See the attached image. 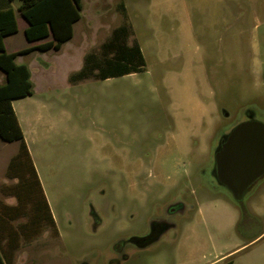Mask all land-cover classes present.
Instances as JSON below:
<instances>
[{"label":"rangeland","instance_id":"rangeland-1","mask_svg":"<svg viewBox=\"0 0 264 264\" xmlns=\"http://www.w3.org/2000/svg\"><path fill=\"white\" fill-rule=\"evenodd\" d=\"M120 27L144 69L71 83L86 56L110 57L103 46ZM74 30L60 52L21 56L36 103L19 112L26 130L28 112L40 118L27 135L58 235L33 184L46 225L22 227L26 203L5 229L25 241L2 250L14 264H264V176L238 202L213 173L237 125L264 123V0H83ZM13 41L34 45L23 31ZM18 150L0 140V180ZM5 176L17 200L20 177ZM165 221L159 240L131 243Z\"/></svg>","mask_w":264,"mask_h":264},{"label":"trees","instance_id":"trees-1","mask_svg":"<svg viewBox=\"0 0 264 264\" xmlns=\"http://www.w3.org/2000/svg\"><path fill=\"white\" fill-rule=\"evenodd\" d=\"M11 1L13 0H6L4 9L0 10V70L6 76V81L0 84V140L8 143L19 142V150L12 157L6 174L8 178L18 176L20 179L16 186L19 190L13 192L16 194L17 204L5 206L7 211L2 212L7 216V221L23 216L22 209L31 202L33 184H36L42 193L43 207L49 213V219L46 220L50 221L49 225L55 235H58L39 177L29 155L23 130L12 106V100L34 93L31 69L27 64L17 63L16 60L18 56L34 51H59L62 45L74 36V25L82 17L83 0H18L20 2L18 11L29 24L25 29L26 39L29 42L48 40L17 52L8 53L5 49L4 38L18 31L15 9L9 3ZM127 35V27L116 29L112 39L103 46L105 54L108 53L110 57L103 55L101 60L96 54L86 56L82 68L72 73L68 77L69 81L78 83L90 78L106 79L141 72L144 69L145 61L140 45L137 42L128 45L126 43ZM8 189H13V187ZM8 189L3 190L7 195ZM31 208L32 214L28 217V221L22 225L29 233L43 222L42 218H39V211L34 210L33 203ZM25 232L24 230L23 233ZM2 240V236H0V264H12L8 252L5 249L2 250Z\"/></svg>","mask_w":264,"mask_h":264},{"label":"water","instance_id":"water-1","mask_svg":"<svg viewBox=\"0 0 264 264\" xmlns=\"http://www.w3.org/2000/svg\"><path fill=\"white\" fill-rule=\"evenodd\" d=\"M214 170L218 183L241 202L264 175V123L249 120L237 125L216 151Z\"/></svg>","mask_w":264,"mask_h":264},{"label":"crops","instance_id":"crops-1","mask_svg":"<svg viewBox=\"0 0 264 264\" xmlns=\"http://www.w3.org/2000/svg\"><path fill=\"white\" fill-rule=\"evenodd\" d=\"M18 0H13V1H11V2H9L10 3V5L15 9V14H16V20H17V24H18V31L15 33V34H12V35H8V36H6L5 38H4V45H5V49H6V51L8 52V53H12V52H17V51H19V50H21L20 48H17L16 46H15V43H14V41H13V38L20 32V31H23V33H24V35H25V29L28 27V22L23 18V16L21 15V13L18 11V6H19V4H20V2H18V4H16V2H17ZM5 4H6V0H0V10H2V9H4V6H5ZM235 10L236 11H238V9H237V6H236V8H235ZM81 20V19H80ZM79 20V21H80ZM78 21V22H79ZM77 22V23H78ZM21 23H22V26H21ZM77 23H75V25L77 24ZM75 25H74V29H75ZM75 31V30H74ZM26 38V37H25ZM49 39H51V38H49ZM27 40V39H26ZM48 39H41V40H36V41H32V42H29L28 40H27V42H28V44H30V43H34V45H37V44H40V43H42V42H45V41H47ZM72 40V39H71ZM70 40V41H71ZM69 42V41H68ZM68 42H66V43H68ZM65 43V44H66ZM65 44H63L62 45V47H61V49L59 50V51H53V50H49V51H46V52H40V51H34V52H40V53H47V52H60L61 50H62V48H63V46L65 45ZM31 46H33V45H31ZM28 47H30V46H28ZM27 48V47H26ZM22 49H25V48H22ZM31 53H33V52H31ZM31 53H29V54H31ZM26 55H28V54H26ZM23 56H25V55H23ZM23 60H24V57H22L21 58V56H18L17 57V63H24L23 62ZM28 65V64H27ZM29 66V65H28ZM30 68V67H29ZM69 77V76H68ZM6 81V76H5V74L0 70V84H3L4 82ZM34 83V82H33ZM34 94H35V84H34V93H33V95H30V96H26V97H23V98H19V99H14V100H12V106H13V109H14V111H15V113H16V115H17V117H18V120H19V123H20V125H21V128H22V130H23V133H24V138H25V142H26V144H27V148H28V151H29V155H30V157H31V160H32V162H33V165H34V167H35V162H34V160H33V155H32V150H31V146H30V143H29V140H28V135L27 134H31L32 135V132L30 133V131L31 130H33L32 128H33V126H39V124H40V118H38L36 115H32L31 116V114H30V112H28L27 113V130L25 129V126H24V124H23V119H25V114H24V112L21 114L20 112H19V110L20 111H22L21 110V103H19V102H22V101H26V100H28V104H35L36 102L32 99L33 97H34ZM39 106H44V104H42V103H40V102H38L37 103ZM19 106V107H18ZM33 123V124H32ZM33 132H34V130H33ZM17 153H15L14 155H16ZM13 155V156H14ZM12 156V157H13ZM12 157L10 158V160H9V163H10V161H11V159H12ZM9 163H8V165H9ZM7 168H8V166H7ZM35 170H36V167H35ZM6 172H7V169H6V171H5V174H4V177L0 180V236H2V241H3V243H4V241H6L7 240V243H8V245L10 244V245H17V244H19L20 242H22V241H25L23 238H22V235L21 236H19V237H17V236H15V240H13L12 238H11V240L9 239V237H8V235H7V237H6V230H4V229H6V227L7 226H9V224L10 223H13V222H11V221H7L6 220V218H7V216L3 213L4 212V210H6L7 211V208L5 207V206H15L16 204H17V200H16V198L14 197V196H9V195H3V189H2V184H4V183H6V181L5 180H8L7 178H6ZM36 172H37V170H36ZM37 175H38V173H37ZM38 177H39V175H38ZM39 180H40V183H41V187H42V189H43V186H42V181H41V179H40V177H39ZM43 192H45L44 191V189H43ZM44 196H45V199H46V201H47V203H48V206H49V210H50V212H51V205H50V202H49V199L47 198V196H46V194L44 193ZM3 211V212H2ZM51 215H52V213H51ZM52 217H53V219H54V222H55V225H56V221H55V218H54V216L52 215ZM19 223H20V221H18ZM27 222V221H26ZM46 224H44V222H41L36 228H40V227H44ZM29 233V232H28ZM28 240V242L27 243H32V242H35L36 240H37V238L38 237H36V235H34V233L32 232V234L31 235H26L25 236ZM17 238V239H16ZM15 249V248H14ZM8 255H13L12 253L10 254V253H8ZM10 256V257H11ZM39 257H40V255H39ZM14 258V257H13ZM12 258V264H14V259ZM17 264H20V260L18 261V263Z\"/></svg>","mask_w":264,"mask_h":264},{"label":"flooded vegetation","instance_id":"flooded-vegetation-1","mask_svg":"<svg viewBox=\"0 0 264 264\" xmlns=\"http://www.w3.org/2000/svg\"><path fill=\"white\" fill-rule=\"evenodd\" d=\"M226 138H227V136L222 141V144H224L226 142ZM213 173H214V177H215V179L217 181L215 170H214ZM252 185L250 187H252ZM178 205L180 206V208H179L180 210L179 211H184L186 209V204L185 203L178 202ZM160 226L161 225H159L158 223H156V224L154 223L150 234H148L146 236H143V237H134V238L131 239V243H134V244L138 245L139 247H145V246L151 244L152 242L159 240L164 235V233H166L173 226V224L168 223V222L166 223V221H165V223L162 225V227H160Z\"/></svg>","mask_w":264,"mask_h":264}]
</instances>
